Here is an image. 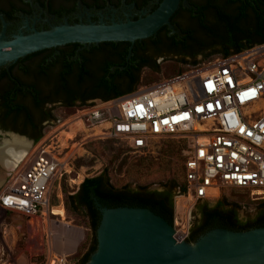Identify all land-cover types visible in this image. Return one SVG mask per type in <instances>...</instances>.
<instances>
[{
	"label": "built area",
	"instance_id": "1",
	"mask_svg": "<svg viewBox=\"0 0 264 264\" xmlns=\"http://www.w3.org/2000/svg\"><path fill=\"white\" fill-rule=\"evenodd\" d=\"M71 111L78 132L120 140L132 152H146L169 138L185 144L187 192L180 194L174 219L178 241L189 240L199 203L222 197L230 188L264 198V41ZM57 131L51 126L33 141L28 160L1 187L0 218L19 212L33 225L36 217H48L51 190L72 169L74 148L82 147L76 141L68 150L78 132L64 131L57 142ZM70 253L53 252L40 264H72Z\"/></svg>",
	"mask_w": 264,
	"mask_h": 264
},
{
	"label": "flooded vegetation",
	"instance_id": "2",
	"mask_svg": "<svg viewBox=\"0 0 264 264\" xmlns=\"http://www.w3.org/2000/svg\"><path fill=\"white\" fill-rule=\"evenodd\" d=\"M162 2L163 0H0V12L5 14L9 22L8 34L13 37L20 29L26 34L31 32L25 26L26 21L38 30H49L66 22L99 23L102 19L108 23L113 20L125 22L129 18L138 20L153 13ZM261 8L264 9V0H181L170 18L171 24L179 32L164 25L155 35L141 40L139 44L136 41L130 57L131 46L126 53L128 44L121 43L127 41H111V45L71 43L30 54L13 64L10 70L5 68L20 87L23 86L22 82L35 84L42 105H34L33 96L28 94L26 99L32 111L33 122L19 120L16 128L34 134L42 126L52 125L54 119L49 117V113L68 108L67 102H74L76 106L84 98L91 101L107 95V91L95 87V78L103 74L99 65L106 58L122 68L130 65L135 56L144 59L150 66L161 65L166 61L174 64L187 61L191 64L198 58L204 59L208 54L260 41L264 38V30L259 31L257 10ZM1 29L0 19V31ZM220 34L224 36H219ZM149 68L151 67H144ZM3 72L1 69L0 74ZM118 78L120 88H125V78L129 77L124 74ZM22 88L25 92L29 91L28 87Z\"/></svg>",
	"mask_w": 264,
	"mask_h": 264
},
{
	"label": "water",
	"instance_id": "3",
	"mask_svg": "<svg viewBox=\"0 0 264 264\" xmlns=\"http://www.w3.org/2000/svg\"><path fill=\"white\" fill-rule=\"evenodd\" d=\"M180 1L163 0L153 13L125 22H66L38 30L26 21L31 32L26 34L20 29L13 37L8 34L5 14L0 12V70H10L17 61L35 52L71 43L127 41L131 43L130 57L136 41L155 35L164 25L179 32L170 18ZM4 133L30 140L20 133L0 129V134ZM93 198L102 220L97 230V250L85 264H264V226L249 230L216 227L195 242L178 241L175 225L151 208L108 207Z\"/></svg>",
	"mask_w": 264,
	"mask_h": 264
},
{
	"label": "trees",
	"instance_id": "4",
	"mask_svg": "<svg viewBox=\"0 0 264 264\" xmlns=\"http://www.w3.org/2000/svg\"><path fill=\"white\" fill-rule=\"evenodd\" d=\"M257 14L258 28L259 31H262L264 30V9L261 8L257 10ZM221 35L222 34L219 36ZM140 41L141 40H138L137 44H139ZM263 41L264 38L260 41L245 44L237 48H231L224 52L215 54L211 53L204 59H209L213 55L227 56L232 52L242 50L248 46ZM102 43L111 45V42ZM121 43L128 44L126 50V53H128L131 43ZM131 62L132 63L126 66V68H122L121 65H117L115 62H111V60L107 58L100 63L99 69H102L103 74L99 78H95V87L99 90H105L108 92L107 95L100 97V99L108 100L134 91L141 83L145 66L151 67L148 70L152 72H158L161 67V65L150 66L139 56H135ZM199 63L200 61L196 59L191 64H193L192 66H195ZM181 64L190 65L187 61L175 64V66H178L176 72L177 74L184 72L183 68H179V65ZM124 65H126V63ZM11 67H13V65ZM83 67L84 70L87 71L86 67ZM113 67L115 70H113ZM2 70H4V72L0 74V129H3L4 131H14L22 135L29 136V138L35 142L39 141L47 133L49 126H42L34 134H30L27 130H20L16 128V124L19 120H23L26 123L33 122L32 111L28 100L26 99L28 94L33 96L32 102L34 105L42 107L39 102L40 97L38 88L35 84L30 85L22 82V87H28L29 89L28 92H25L22 90L23 88L19 86L20 84L18 85L17 80L11 78L5 68H2ZM124 74L129 78H125L126 87L120 88V78L118 77L121 75L123 76ZM81 79L85 80L86 78ZM89 101L90 99L84 98L81 100L80 105H87ZM74 105V102H67L66 104L68 109L73 108ZM49 117L57 120V111H51L49 113ZM165 142H167L168 147L166 149L165 158H163L164 161L163 159L156 160L149 156H142L130 165L133 168L134 175L139 178L153 173L156 169L172 171L177 168L176 175L178 176H174L170 181H165L163 183V190H153L148 184L141 183L136 188L132 187L131 184L116 186L111 182V179L106 173H102L100 175L85 178L76 193L66 194V206L68 210L78 215L84 214L89 219L90 228L92 230V238L88 246V250L85 251L80 261L76 264H85L97 250V230L102 220V213L97 208L93 197H97L103 205L108 207H149L157 214L167 218L174 224L176 192L179 191V194L187 192L183 155L185 144L181 140L175 138H169L165 140ZM120 156V153L117 154L116 159H119ZM178 160H183L182 168L184 172V181L180 178L183 176V173H181L182 171L179 168L180 164L178 163ZM124 163H126V161ZM241 208L242 204L240 201L226 197L224 194L213 206L207 202L199 203L195 212L194 226L189 241H197L202 235L216 227H226L233 230H249L264 226V199L259 200L257 204L258 213L252 219H241L239 216V210Z\"/></svg>",
	"mask_w": 264,
	"mask_h": 264
},
{
	"label": "rangeland",
	"instance_id": "5",
	"mask_svg": "<svg viewBox=\"0 0 264 264\" xmlns=\"http://www.w3.org/2000/svg\"><path fill=\"white\" fill-rule=\"evenodd\" d=\"M216 57H218V55H213L206 60L203 58H198V60L202 64ZM192 65L193 64H181L179 68H183L184 71H187L193 67ZM177 68L178 66H175L173 62L166 61L161 64L158 72L145 69L140 84H149L159 81L164 77L173 76L177 74ZM72 114L73 111L68 108H60L57 110L58 119L54 120V123L51 125L58 129L56 132L57 137L55 138L57 142H59L58 140L61 137L66 136L64 131L71 132L72 134L78 132L79 125L70 120ZM51 126L48 127L47 133L51 130ZM13 137L14 135L10 133L0 134V146L5 144L6 140L13 139ZM28 141L32 145V140ZM76 141L82 142V147L74 148L76 157L72 159V169L62 180L58 179L51 190V211L48 217H36L35 223L31 225L29 223L30 219L19 212H8L1 216L0 264H40L45 262L48 256L55 251L54 246L55 244L57 246V238L60 236L65 222L83 231V237L78 241L77 246L70 253L72 264L78 263L85 251L88 250L92 238V230L90 228L89 219L84 214L78 215L68 210L66 206V194L76 193L85 178L89 176L106 173L111 179V182L116 186L131 184L132 187L136 188L141 183L148 184L153 190H163V183L165 181H170L174 176H178L176 175L177 168L172 171L156 169L153 173L139 178L134 175L133 168L130 166L142 156H149L156 160L165 158L166 149L168 147L165 140L152 143L149 150L143 153L132 152L125 142L120 140L94 138L91 135V131L87 130L78 132L77 137L71 140L68 150L73 149V144ZM119 153L121 156L119 159H116V155ZM29 156L30 151L21 161H27ZM125 161L126 163H124ZM178 163L180 164L179 168L182 171L181 173H183V176L180 178L184 181V172L182 168L183 160H178ZM16 167L8 168L0 162V190L3 184L13 174ZM224 195L241 202L242 208L239 210V216L243 220L254 218L258 213L257 204L259 200L264 199H254L250 192L233 188L227 189ZM179 197L180 194L179 191H177L175 195L176 213L179 211V209H177ZM220 198L221 197L206 202L213 206ZM61 201L65 203V208H60L61 206L59 205ZM196 210L197 206L194 208L191 216L193 226ZM63 236L68 237L67 235ZM56 250H59V248Z\"/></svg>",
	"mask_w": 264,
	"mask_h": 264
},
{
	"label": "bare ground",
	"instance_id": "6",
	"mask_svg": "<svg viewBox=\"0 0 264 264\" xmlns=\"http://www.w3.org/2000/svg\"><path fill=\"white\" fill-rule=\"evenodd\" d=\"M30 147L31 143L26 138L14 135L13 139L6 140L5 144L0 146V162L8 168L16 167L27 155ZM60 208L64 207L61 206ZM63 235H67L68 237ZM82 237L83 231H81V229L65 222L61 235L58 238L59 250L62 252H69V250H72L77 246L78 241Z\"/></svg>",
	"mask_w": 264,
	"mask_h": 264
},
{
	"label": "crops",
	"instance_id": "7",
	"mask_svg": "<svg viewBox=\"0 0 264 264\" xmlns=\"http://www.w3.org/2000/svg\"><path fill=\"white\" fill-rule=\"evenodd\" d=\"M60 235H61V234H60ZM58 238H59V237H58ZM58 238H57V246H56V244H55V246H54V247H55V251H53V252H62V251H60V250H56V249L58 248ZM55 243H56V241H55ZM72 250H73V249H72ZM72 250H69V252H71ZM51 254H52V253H51ZM51 254H50V255H51ZM50 255H49V256H50ZM49 256H48V257H49Z\"/></svg>",
	"mask_w": 264,
	"mask_h": 264
}]
</instances>
